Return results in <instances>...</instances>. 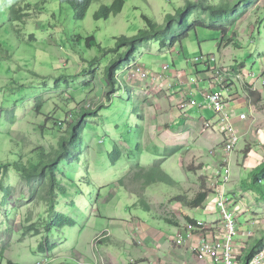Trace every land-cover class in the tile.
I'll use <instances>...</instances> for the list:
<instances>
[{"label": "rangeland", "instance_id": "374dc122", "mask_svg": "<svg viewBox=\"0 0 264 264\" xmlns=\"http://www.w3.org/2000/svg\"><path fill=\"white\" fill-rule=\"evenodd\" d=\"M111 2L92 0L85 17L78 20L72 8L59 0H0V164L22 160L28 167H34L41 149L48 151L57 146L66 127V123L59 121H70L81 107L105 104L97 116L88 119L82 142L74 149L76 157L59 165L55 210L72 217L76 221L74 226L45 231L54 214L49 213L39 193L30 197L29 184L13 168L5 178L0 176V185H9L11 189L9 197L0 191V264H7L8 260L19 264H102L105 259L114 264H130L129 253L135 256L141 249L131 239L139 230L135 217L157 228L153 236L174 233L177 227L164 220L179 223L183 205L171 198L177 194L194 196L207 188L206 168L212 166V155L207 149L196 152L186 133L159 131L163 127L159 121L163 114L158 112L156 102L163 99L161 95L156 101L138 81L127 80L126 66L116 76L125 81L130 91L116 85L110 101L105 95L109 89L105 67L112 57L106 50L114 46V37L132 36L145 28L143 14L162 24L164 16L173 13L184 0H125L119 13L95 19L99 7ZM25 4H29L24 8L28 15L22 21L11 19L10 8ZM245 9L250 11L248 7ZM249 17L248 13L237 21L247 22ZM228 26L233 24L230 22ZM91 35L100 47L87 46V37ZM221 35L219 30L197 28L174 45L161 47L157 41H150L137 50L134 61L152 72L167 64L170 69L176 66L182 74L191 75L196 72L195 63L201 69L195 75L202 79V87L207 86L212 70L204 67L202 61L210 54L220 55L217 42ZM248 36L238 38L240 50H231L237 60L244 62L243 73L258 76L259 57L264 54V24L260 34L254 32V42ZM195 75L191 77L197 79ZM164 117L167 119L168 114ZM114 145L121 148V155L112 163L109 154ZM236 146L240 147V141ZM242 152L236 181L246 182L243 163L248 152L247 149ZM157 159H163L161 168L175 183L158 181L144 191L142 181L133 177L135 168L150 167ZM200 160L204 163L202 168ZM122 179L124 182L120 184ZM242 191L247 204L263 214L264 222V197L245 185ZM137 194L150 204V212L138 205ZM182 211L204 217L197 210ZM153 215L158 220L151 218ZM241 223L244 226L237 225L245 231L248 226L243 220ZM29 224H34L37 234L28 229ZM248 225L253 230L254 226ZM100 234L105 236L95 241ZM41 242L51 245L48 252L40 250ZM252 245L253 241L249 248ZM244 251L237 255L240 264Z\"/></svg>", "mask_w": 264, "mask_h": 264}, {"label": "crops", "instance_id": "0c3cea01", "mask_svg": "<svg viewBox=\"0 0 264 264\" xmlns=\"http://www.w3.org/2000/svg\"><path fill=\"white\" fill-rule=\"evenodd\" d=\"M247 7L250 8L249 12L245 9ZM248 13L250 17L247 22H244V20L237 21L238 18L246 14L248 15ZM230 22L235 27L228 26L226 33H221L222 37L217 42L220 55H213L216 57V66L226 71L223 95L226 100V107L231 116V121L238 134V142L240 141V147L236 146L234 152H232L230 156L231 182L226 186L228 194L235 198L236 201H240L236 211L237 224L239 226L241 224L243 225V223H241L243 220L248 226L245 231H241L237 225L238 235L235 243V254L237 256L240 255L243 250L249 248L250 242L253 241L254 243L255 240L264 236V222L261 220L263 214H260L257 209H254L255 207H250V204H247L242 195V187L244 185L246 186V184H248L247 181H249V172L264 162V54L259 57V75L256 76V74L253 73L252 76H249L243 73L245 64L242 60H237L238 56H236L231 48L240 50L241 46L238 38H242L244 35H249L248 37L252 40L251 42H254V32L257 31L258 34H260V28L262 24H264V0H252L251 3L242 1L237 13L230 18L229 23ZM193 64L195 65L196 72H200L201 69L198 68L195 63ZM159 69L160 71H154L153 73L162 72V67ZM192 75L190 73L182 74L181 70L176 66L174 69H170L168 66V70L164 72V77L157 86L152 87L153 85L150 84L149 81L138 83L142 85V89L147 95L149 92H153L150 98L155 100L161 95V98L164 99H161L160 102H156L158 112L163 114L159 119L163 127L161 126L159 131L163 132L170 129L180 135L186 133V135H190L191 140H193L196 152L199 153V149H207L209 153L211 149L222 142L223 137L220 132V126L215 124L213 113L206 108V103L202 94V91L209 87L208 83L207 86L205 85L202 87L200 82L202 79H198L200 76L197 75V77L195 75L197 77V79H195L191 77ZM205 78L203 80H205ZM184 93H188V97H190V94H194L196 104H188L183 110L185 115H182V108L177 101ZM242 113L246 114V118L243 120L240 118V114ZM164 114H168L167 119L164 117ZM173 124L177 126L173 127ZM244 149H247L248 152L244 158L245 162L243 163V170L247 171V176L245 175L246 182H244V180L236 181V176L240 169V155H242L239 154V152L241 153ZM217 159L218 156H211V167L217 165ZM198 164H200V168L204 167V163L201 160ZM207 168H210V166ZM242 179H244L243 176ZM232 181H235L233 183L235 184L233 192L231 188ZM206 189L208 191V186ZM188 196L193 197L191 194H188ZM209 200L206 199L202 206L197 208L180 206L183 207L179 214L182 220H180L178 226L175 225L177 231L168 234L166 232L161 233L159 237L153 236V233L158 231L156 227L149 222L142 221L140 218L135 217V223L139 230L132 234L133 236H131V239L133 245L141 249L135 256L129 253L130 264H212L209 259L198 260L191 251V247L198 238L200 232L196 231L192 237L184 238L180 245L173 242L179 234L183 233L184 224L189 220L187 219L188 217L206 222L207 228L204 230L203 235H205L207 239H212L216 236L215 227L218 226L220 214L216 206ZM260 203L261 202H258L259 205H261ZM184 208H189L192 211L197 210L198 213L203 214L204 217H195L192 212L191 214H187L185 211H182ZM151 218L158 220L159 217L156 218V216L153 215ZM248 224L254 226L253 230L250 229L251 226ZM141 225L146 226L145 229H143ZM248 232L251 233V239H248V236H246ZM115 238L118 239L120 237L117 236ZM48 251L49 250L46 249V252ZM102 264L114 263L111 259H105L102 261Z\"/></svg>", "mask_w": 264, "mask_h": 264}, {"label": "trees", "instance_id": "16d2710c", "mask_svg": "<svg viewBox=\"0 0 264 264\" xmlns=\"http://www.w3.org/2000/svg\"><path fill=\"white\" fill-rule=\"evenodd\" d=\"M61 3L69 5L73 12L75 19H83L92 0H59ZM251 3L252 0H219V3H211L208 0H184L181 6L174 9L173 13H167L164 16V22L158 23L147 15H142L146 27L140 29L132 36L119 35L115 36V44L113 47L106 50L112 54L109 63L105 67V79L108 83L109 89L106 91V100H111L112 93L116 90L115 86H120L123 90L130 91L129 86L116 76V72L129 65L135 60V53L137 50L150 41H157L161 47H166L168 44L174 45L181 42L182 39L197 28L219 30L222 34L226 33L230 18L237 13L241 2ZM125 0H112L109 5L102 4L94 14L95 19L108 18L110 15L119 13L124 7ZM29 4L14 5L10 8V18L23 20L28 14L24 12V8H28ZM191 19L193 21L191 22ZM227 21V22H226ZM226 22V23H225ZM94 41V42H91ZM87 46L100 44L96 42L93 35L87 37ZM96 58L92 60L94 62ZM105 107L104 103H100L94 108L81 107L74 113L70 121L66 119L59 121L60 124L66 123L64 131L61 132L56 147L50 148L48 151L41 149L40 157L35 163L34 167H28L22 160L14 162H4L0 164V176L5 178L10 168H13L19 175V178L29 184V196L33 197L35 193H39L40 200L44 201L48 206L49 213L54 214L45 225V231H49L52 227L61 228L63 226H74L76 221L65 214L58 213L55 210V204L58 201L57 187L60 186L58 182V170L62 161L67 160L71 162L75 157V148L79 147L82 142V131L84 130L89 118L98 115V112ZM59 124V123H58ZM55 125L57 122L55 121ZM121 155V148L114 145L113 152L109 154L112 163L118 161ZM163 159H157L152 166L144 167L137 165L134 179L142 181V190L152 183L158 181H165L168 183H175V181L162 170L161 164ZM249 183L246 188H252L258 191L264 197V162L259 164L249 172ZM124 180L119 183L123 184ZM2 183V182H0ZM10 186L0 185V191L9 197ZM208 196V191L202 189L198 191L193 197L187 194H177L171 198V201L182 204L190 208H197L202 206ZM137 203L151 211L150 204L146 201L144 196H137ZM189 221H192L188 217ZM169 224L179 225L169 218H165ZM46 222V219H45ZM34 224H29L28 229H34L37 234L38 231L34 228ZM264 243V236L254 241L251 248L245 250L239 258L242 264L252 258L256 248ZM40 250H49L51 245L48 242H41L39 244ZM7 264H19L8 260Z\"/></svg>", "mask_w": 264, "mask_h": 264}, {"label": "built area", "instance_id": "2783aa9c", "mask_svg": "<svg viewBox=\"0 0 264 264\" xmlns=\"http://www.w3.org/2000/svg\"><path fill=\"white\" fill-rule=\"evenodd\" d=\"M195 61L199 62L200 59L195 58ZM215 62L216 57L213 54L208 55L202 61L204 67L212 70V75L207 80L209 87L203 90L202 94L206 108L213 113L215 124L220 126V132L223 137L222 142L209 151L210 155L218 156V159L217 165L208 168L206 174L208 186V196L206 199H210L209 201L216 206L220 214L218 226L215 227L216 236L212 239H207L203 235L204 230L207 228L206 222L193 219L192 221L188 220L184 224L183 233L179 234L173 242L180 245L184 238H190L198 231L200 232L198 238L191 247V251L198 260L209 259L212 264H240L235 254V243L238 235L236 211L240 201H236L235 198L230 196L226 189V186L231 181L230 156L238 142V134L231 121V116L227 110L226 100L223 95L226 71L214 65ZM166 70H168V65L164 64L162 65V72L153 73L143 64L133 61L126 66L125 75L127 80L133 82L149 81L153 85L152 87H155L164 77ZM152 93L149 92V94ZM187 94L184 93L181 95L177 101L182 108V115H185L183 110L188 104H196L194 94H190V97ZM240 118L242 120L245 119L246 114H240ZM103 236L105 234H100L94 240L98 241ZM246 236H251V233L248 232ZM247 264H264V243L255 249L252 258Z\"/></svg>", "mask_w": 264, "mask_h": 264}]
</instances>
